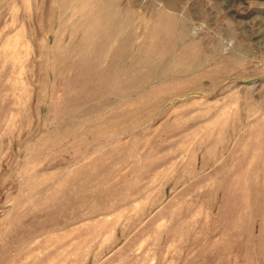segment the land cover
I'll use <instances>...</instances> for the list:
<instances>
[{"label": "rangeland", "instance_id": "obj_1", "mask_svg": "<svg viewBox=\"0 0 264 264\" xmlns=\"http://www.w3.org/2000/svg\"><path fill=\"white\" fill-rule=\"evenodd\" d=\"M0 264H264V0H0Z\"/></svg>", "mask_w": 264, "mask_h": 264}]
</instances>
